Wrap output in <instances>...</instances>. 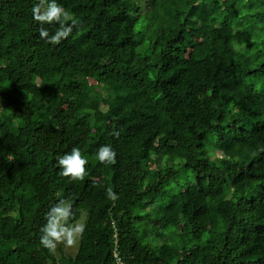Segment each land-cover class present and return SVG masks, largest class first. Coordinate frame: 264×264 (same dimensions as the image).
I'll return each mask as SVG.
<instances>
[{"label": "trees", "instance_id": "trees-1", "mask_svg": "<svg viewBox=\"0 0 264 264\" xmlns=\"http://www.w3.org/2000/svg\"><path fill=\"white\" fill-rule=\"evenodd\" d=\"M36 3L0 0V264H264V0H57L55 45ZM62 199L83 231L53 254Z\"/></svg>", "mask_w": 264, "mask_h": 264}, {"label": "clouds", "instance_id": "clouds-1", "mask_svg": "<svg viewBox=\"0 0 264 264\" xmlns=\"http://www.w3.org/2000/svg\"><path fill=\"white\" fill-rule=\"evenodd\" d=\"M33 19L40 25L44 24H59V28L53 35H49V31L41 27L39 29V37L50 44H58L62 40L67 39L73 27L78 21L67 12L57 0H38L32 8ZM71 21V23H68ZM114 136L118 137L119 132H113ZM264 150V149H262ZM96 159L105 165L116 163V152L111 145H102L96 153ZM88 160L82 155L78 147H73L70 152L60 156L57 160V165L61 169L60 174L68 177L73 181H83L88 175L87 172ZM109 199L115 200L116 194L111 188L107 189ZM72 216V205L66 200H59L57 204L50 208L46 213V223L41 228L40 244L49 250L50 253H55L58 245L64 243L71 246L75 243V237L82 233L83 226H69V220Z\"/></svg>", "mask_w": 264, "mask_h": 264}, {"label": "rangeland", "instance_id": "rangeland-1", "mask_svg": "<svg viewBox=\"0 0 264 264\" xmlns=\"http://www.w3.org/2000/svg\"><path fill=\"white\" fill-rule=\"evenodd\" d=\"M147 6L150 7L149 2L147 3ZM85 84H86V87L89 88V89H91L93 92L99 91V87H96V85L91 84V83H88V82H86ZM76 225H82V218L79 219L75 224H73L72 227H75ZM78 238H79V235H77L75 237V243L73 245L68 246V245H66V244L63 243L62 246L66 247V250H68L69 253H73V252H75V249H76L75 247L78 244ZM161 252H162V254H164V251H161ZM157 262L158 263L162 262V259H158Z\"/></svg>", "mask_w": 264, "mask_h": 264}, {"label": "built area", "instance_id": "built-area-1", "mask_svg": "<svg viewBox=\"0 0 264 264\" xmlns=\"http://www.w3.org/2000/svg\"><path fill=\"white\" fill-rule=\"evenodd\" d=\"M114 256L116 257L117 262H120V257L118 255L117 248H114Z\"/></svg>", "mask_w": 264, "mask_h": 264}]
</instances>
